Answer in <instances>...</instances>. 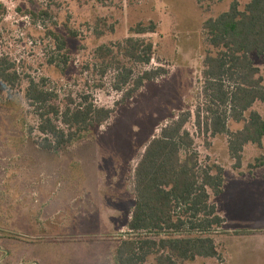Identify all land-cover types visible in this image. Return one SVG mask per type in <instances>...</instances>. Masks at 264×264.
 <instances>
[{
  "label": "rangeland",
  "instance_id": "1",
  "mask_svg": "<svg viewBox=\"0 0 264 264\" xmlns=\"http://www.w3.org/2000/svg\"><path fill=\"white\" fill-rule=\"evenodd\" d=\"M233 1L241 9L248 2L0 0V58L19 78L0 90V264H114L132 210L134 169L150 138L181 113H191L185 128L200 164L230 168L226 137L196 134L194 114L204 103L203 61L211 51L202 24ZM150 22L156 33L142 38L155 46L152 66L168 75L116 107L100 128L57 153L43 150L38 118L25 101L29 80H45L59 107L68 96L79 102L88 95L97 107L114 108L121 95L110 89L113 74L100 78L85 67L93 63L97 47L121 42L131 36V28ZM57 37L66 43L65 70L56 66L64 53ZM252 60L264 71V55ZM99 83L104 86L98 88ZM252 110L264 118V103ZM241 127L229 123L230 131ZM260 156L264 141L261 147H245L242 171L249 186L218 199L227 218L214 235L220 258L192 264H264V238L257 237L264 234V167L248 169ZM231 230L235 234L226 233Z\"/></svg>",
  "mask_w": 264,
  "mask_h": 264
},
{
  "label": "trees",
  "instance_id": "2",
  "mask_svg": "<svg viewBox=\"0 0 264 264\" xmlns=\"http://www.w3.org/2000/svg\"><path fill=\"white\" fill-rule=\"evenodd\" d=\"M222 1L198 0V4ZM156 29L153 22L137 24L130 29L131 36L94 50L93 63L85 70L100 78L113 74L110 89L121 95L114 108L97 107L88 95L79 102L68 96L59 107L45 80H29L25 101L38 118V144L43 150L57 153L100 128L111 120L116 107L168 75L163 67L152 66L155 46L142 38ZM201 30L211 51L203 61L204 103L194 114L196 134L225 136L232 168L240 170L244 147H261L264 141V118L252 110L255 103H264V71L252 60L264 55V0H248L242 9L233 1L227 11L206 19ZM56 40L58 50L64 52L56 66L65 70L66 43L60 37ZM18 79L13 66L0 58V90L14 86ZM190 118L189 111L173 117L145 145L133 173L134 206L114 264H192L220 258L214 235L225 221L212 199L223 192L224 171L219 165L200 164L193 136L185 128ZM229 123L242 127L230 131ZM262 167L264 156L248 165L249 171Z\"/></svg>",
  "mask_w": 264,
  "mask_h": 264
},
{
  "label": "crops",
  "instance_id": "3",
  "mask_svg": "<svg viewBox=\"0 0 264 264\" xmlns=\"http://www.w3.org/2000/svg\"><path fill=\"white\" fill-rule=\"evenodd\" d=\"M153 137V136H152ZM151 139V138H150ZM212 139H215V138H212ZM246 147V146H245ZM245 147H244V151H245ZM225 154L229 157V155H228V150H227V145H226V149H225ZM232 162L230 163V168H228V169H226V168H223V171H224V184H223V192H222V194L220 195V196H218V197H215V198H213V199H215V200H213L212 199V201L216 204V206H217V211H218V214L223 218V214L224 213H226V211L225 212H222V210L220 209V206L218 205V199H219V197H221V196H225V194L227 193V192H230V193H233V191H235V189H239L240 188V186H241V188L242 187H246V186H249V185H247V179L243 176V171H242V168L240 169V170H234L233 168H232ZM134 173V172H133ZM262 180V182H264V178L263 179H261ZM132 192V191H131ZM131 195H132V197L130 198V200H129V202H131L130 203V205H131V207L133 208V206H134V195H133V192L131 193ZM114 198V200H116V198L115 197H113ZM117 201H120V200H117ZM120 204H116V206H114V207H118ZM131 212H132V210H131ZM131 212H129L128 213V215H127V220H130V217H131ZM224 217L225 218H223L224 219V221L227 219L226 218V214L224 215ZM223 227H225V223H224V226ZM222 230H223V228H222ZM232 232V233H231ZM226 233H228V234H235V230H231L230 232H226ZM257 237H259V238H264V234H262V235H258Z\"/></svg>",
  "mask_w": 264,
  "mask_h": 264
}]
</instances>
